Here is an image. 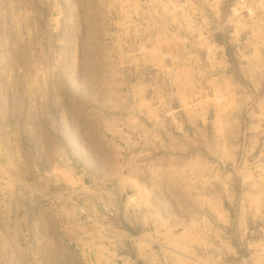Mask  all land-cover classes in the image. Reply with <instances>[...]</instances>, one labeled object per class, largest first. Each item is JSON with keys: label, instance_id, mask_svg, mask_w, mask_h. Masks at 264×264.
<instances>
[{"label": "rangeland", "instance_id": "rangeland-1", "mask_svg": "<svg viewBox=\"0 0 264 264\" xmlns=\"http://www.w3.org/2000/svg\"><path fill=\"white\" fill-rule=\"evenodd\" d=\"M235 1L0 0V121L16 126L28 169L1 188L0 217L60 222L58 240L0 237V264L25 254L33 264H264V211L241 208L246 183L260 181L252 171L264 174L251 127L264 120V79L238 64L261 54L248 29L264 25V0H247L254 13L240 19ZM149 8L178 13L168 34L208 61L227 59L237 81L226 83L254 93L242 105L201 94L203 118L190 120L193 104L183 109L161 69L138 58L150 23L162 35L164 15ZM142 80L146 97L134 89ZM147 104L158 111L142 112Z\"/></svg>", "mask_w": 264, "mask_h": 264}, {"label": "crops", "instance_id": "crops-1", "mask_svg": "<svg viewBox=\"0 0 264 264\" xmlns=\"http://www.w3.org/2000/svg\"><path fill=\"white\" fill-rule=\"evenodd\" d=\"M221 2L223 0H220ZM214 15L216 18L221 20V12L216 9L215 6ZM154 8H149L147 11L144 10V14H149L157 16L159 14L164 15L163 19H159L162 27V35L158 34L156 30L157 25L150 23L149 29L151 35H149L150 45L146 44L147 49L144 54L138 56L142 61L141 63L147 62L159 69L165 74V80H168L172 83L175 88V93L180 97L179 102L182 105V108L187 111L186 104H193L190 107L189 118L195 119L196 121L199 118H203L202 111L199 108L201 101L199 100V95L208 93L209 95H224L226 97H231L227 103L232 101V98L236 103H242V99L238 97H244L254 93L252 89L248 90L242 86L241 83L235 82L232 85L227 84L226 80H236L237 77L233 76L230 72H227L226 68L228 64L227 59H218L215 61H208L206 58L199 54L198 51L193 52L188 50V42L186 39L178 36L177 34H168L167 30L169 26H172V23L177 19L178 13L176 14L171 8H167L165 13H152ZM146 12V13H145ZM155 21H157L155 19ZM154 25V26H153ZM259 26V27H258ZM257 29H248L249 32L258 36L259 41L257 44H254V48H259L261 54L254 52V54H247L246 52L241 56L238 61L240 65V70L247 79L263 80L264 75V25H257ZM152 30V31H151ZM158 40V43L155 41ZM255 42V41H254ZM253 42V43H254ZM142 46V45H141ZM250 50V48H249ZM139 62V61H138ZM210 65V67H208ZM146 86V87H145ZM138 88L139 96H147L148 91L150 90V85L146 84L144 80L142 82H137L134 84V89ZM200 91V93H198ZM264 97V96H263ZM210 100L213 101L211 97ZM209 102H212L210 101ZM264 101V100H263ZM262 102V101H261ZM242 105V104H241ZM218 109L223 111L224 108H228L227 104H219ZM227 106V107H225ZM259 110L264 114V104L257 105ZM142 112H155L158 111L154 106L149 104L145 105L141 109ZM228 111H230L228 109ZM188 112V111H187ZM2 116L6 117L7 115ZM225 118V116H224ZM256 131L259 130L258 137L259 142L263 138L264 142V120L260 123L251 125ZM16 126L13 123L9 122V119L0 121V190L5 188H10L11 183L10 179L12 177L23 176L28 172L27 162L25 166L22 165V162L19 161V158H22L23 153L27 152V148L23 145L21 138L16 140V137L12 136V131L15 130ZM253 142V141H252ZM29 154V160L33 158L36 160L39 155L36 154V157H33V151ZM22 154L21 157H19ZM24 157V156H23ZM26 158V159H28ZM24 159V160H26ZM28 160V161H29ZM16 164H19L18 168H15ZM35 172V171H33ZM254 176H259L260 181L257 183L247 182L245 189L247 191L244 195V200L241 205V208L249 209L253 214L259 211L263 213L264 211V174L253 172ZM246 176L251 174L246 172ZM11 190V189H10ZM8 206V205H7ZM4 208H7L4 205ZM247 210L245 213H249ZM29 213V212H28ZM250 214V213H249ZM13 213L8 211V215L4 218L0 217V225H3V230L5 234L0 236L4 239H13L19 238L24 240H42L44 235H49V240H58L59 239V219L55 216H30L29 214L19 217V220L12 221ZM17 234V235H13ZM55 255V253H52ZM59 255V254H58ZM28 256V255H27ZM25 258H21L20 264H33ZM52 260V259H51ZM66 263V262H64ZM54 264V263H52Z\"/></svg>", "mask_w": 264, "mask_h": 264}, {"label": "built area", "instance_id": "built-area-1", "mask_svg": "<svg viewBox=\"0 0 264 264\" xmlns=\"http://www.w3.org/2000/svg\"><path fill=\"white\" fill-rule=\"evenodd\" d=\"M233 18L240 19L244 14L252 15L254 13L253 7L247 0H236L232 6Z\"/></svg>", "mask_w": 264, "mask_h": 264}, {"label": "bare ground", "instance_id": "bare-ground-1", "mask_svg": "<svg viewBox=\"0 0 264 264\" xmlns=\"http://www.w3.org/2000/svg\"><path fill=\"white\" fill-rule=\"evenodd\" d=\"M229 20H230V19H229ZM228 22H229V21H228ZM198 29H199V28H198ZM201 29H202V28H201ZM203 29H204V28H203ZM203 29H202V30H203ZM239 29H240V27H239ZM236 30H237V29H236ZM199 32H200V31H199ZM64 161L66 162V160H65V159H64Z\"/></svg>", "mask_w": 264, "mask_h": 264}]
</instances>
